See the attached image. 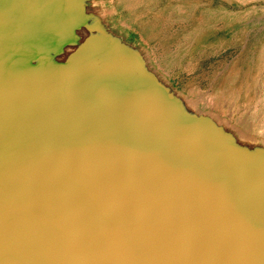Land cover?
Segmentation results:
<instances>
[{
	"label": "water",
	"instance_id": "1",
	"mask_svg": "<svg viewBox=\"0 0 264 264\" xmlns=\"http://www.w3.org/2000/svg\"><path fill=\"white\" fill-rule=\"evenodd\" d=\"M87 8L0 0V264H264V146Z\"/></svg>",
	"mask_w": 264,
	"mask_h": 264
},
{
	"label": "rangeland",
	"instance_id": "2",
	"mask_svg": "<svg viewBox=\"0 0 264 264\" xmlns=\"http://www.w3.org/2000/svg\"><path fill=\"white\" fill-rule=\"evenodd\" d=\"M86 4L112 34L141 52L178 96L210 109L222 123L242 128L264 146V135L240 123L251 108L264 106V0Z\"/></svg>",
	"mask_w": 264,
	"mask_h": 264
},
{
	"label": "bare ground",
	"instance_id": "3",
	"mask_svg": "<svg viewBox=\"0 0 264 264\" xmlns=\"http://www.w3.org/2000/svg\"><path fill=\"white\" fill-rule=\"evenodd\" d=\"M191 5H192V3H191ZM215 12H216V10H215ZM189 13H187V14H189ZM96 21H97L96 17L95 18L93 17V18H90L88 20L87 24L89 26L94 24V26H95V24L97 23ZM89 29H91V30H89ZM100 32H101V30H99V28H92V27L88 28L87 30H81L78 33V39H76V41L74 43H72V44L68 45L67 47H65L64 51L62 52V54L57 55L58 59L59 60L65 59V56L67 54H69L70 52H72L74 50V48H76V46L79 45L82 42L83 37L85 35H87L89 33H100ZM263 51H264V47H263V50H262V55H263ZM181 99L183 101V107H184V109L186 111H188L189 113L196 112V115H199V116L206 115L208 117V119H210L214 124L222 125L226 129V131L231 132L237 142H239L241 144H244V145H247L249 147H257L259 145V144H257L258 143L257 138L254 137L252 134L245 133L242 130V128H239L238 126L230 125L229 123H222L220 118L217 116V114L214 113L213 111H211L210 109H203L198 103H195V101H192V100H189V99H185V98H181ZM263 142H264V140H263Z\"/></svg>",
	"mask_w": 264,
	"mask_h": 264
},
{
	"label": "crops",
	"instance_id": "4",
	"mask_svg": "<svg viewBox=\"0 0 264 264\" xmlns=\"http://www.w3.org/2000/svg\"><path fill=\"white\" fill-rule=\"evenodd\" d=\"M263 58H264V51H263ZM261 64L264 67V59L261 61ZM247 114V117H244V121L240 120L241 125L244 126V124H248L253 129L252 132H260L262 135H264V106H261L259 108H256V110H252Z\"/></svg>",
	"mask_w": 264,
	"mask_h": 264
}]
</instances>
